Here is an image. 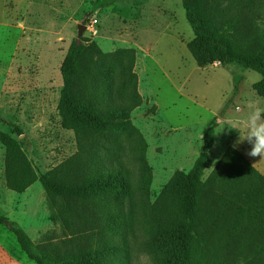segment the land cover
Here are the masks:
<instances>
[{"label":"trees","instance_id":"obj_1","mask_svg":"<svg viewBox=\"0 0 264 264\" xmlns=\"http://www.w3.org/2000/svg\"><path fill=\"white\" fill-rule=\"evenodd\" d=\"M216 1L182 0L195 35L188 51L199 68L237 64L258 73L262 80L253 89L264 98L263 50L240 49L230 35L232 19L214 24ZM136 61L134 49L105 54L88 39L72 42L60 69L64 86L57 110L63 127L75 134L77 152L42 177L18 141L0 131L7 188L24 194L41 183L67 235L55 250L69 245L70 252L52 261L46 242L36 247L6 216L0 215V226L36 264H133L135 251L157 264L264 259V175L229 147L204 180L216 123L203 134L193 168L177 171L154 204L147 201L153 182L148 144L130 120L143 103ZM0 122L23 134L19 126ZM130 167L138 171L136 183Z\"/></svg>","mask_w":264,"mask_h":264},{"label":"rangeland","instance_id":"obj_2","mask_svg":"<svg viewBox=\"0 0 264 264\" xmlns=\"http://www.w3.org/2000/svg\"><path fill=\"white\" fill-rule=\"evenodd\" d=\"M211 9L217 27L234 21L230 35L240 49L264 53V0H217ZM194 37L182 0H0V117L23 134L1 122L0 131L18 141L42 177L77 152L75 134L63 127L57 110L64 86L60 69L72 42L88 39L105 54L134 49L143 103L130 120L148 144L153 182L147 201L154 204L177 171L193 168L203 134L216 123L206 180L239 140L234 128L243 130L247 111L264 105V98L253 89L262 80L256 72L237 64L199 68L187 48ZM235 101L243 111L232 110ZM235 149L264 175L262 158L246 154L251 150L247 141ZM130 169L136 183L138 171ZM58 211H50L39 181L24 194L7 188L0 143V215L16 222L36 247L46 242L52 261L71 250L69 245L55 250L67 236ZM0 264H36L1 226ZM133 264L157 260L135 251ZM237 264H264V259Z\"/></svg>","mask_w":264,"mask_h":264},{"label":"clouds","instance_id":"obj_3","mask_svg":"<svg viewBox=\"0 0 264 264\" xmlns=\"http://www.w3.org/2000/svg\"><path fill=\"white\" fill-rule=\"evenodd\" d=\"M232 110L240 112L244 109L239 101H235ZM217 123L222 124V121H217ZM234 129H237L240 134L234 148L247 141L251 145V150L246 154L253 158L261 157V161H264V105L250 108L243 121V130Z\"/></svg>","mask_w":264,"mask_h":264}]
</instances>
